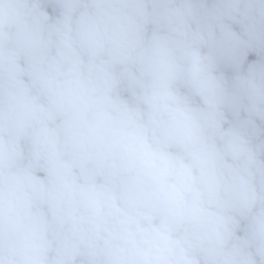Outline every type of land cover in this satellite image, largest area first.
Returning <instances> with one entry per match:
<instances>
[{
    "label": "clouds",
    "instance_id": "obj_1",
    "mask_svg": "<svg viewBox=\"0 0 264 264\" xmlns=\"http://www.w3.org/2000/svg\"><path fill=\"white\" fill-rule=\"evenodd\" d=\"M0 264H264V0H0Z\"/></svg>",
    "mask_w": 264,
    "mask_h": 264
}]
</instances>
